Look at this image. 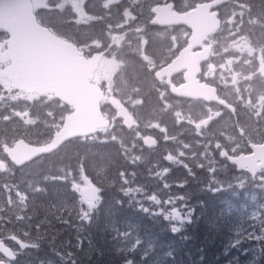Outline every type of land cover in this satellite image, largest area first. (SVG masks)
Instances as JSON below:
<instances>
[{"label":"rangeland","instance_id":"rangeland-1","mask_svg":"<svg viewBox=\"0 0 264 264\" xmlns=\"http://www.w3.org/2000/svg\"><path fill=\"white\" fill-rule=\"evenodd\" d=\"M172 1L183 10L193 8L196 5L193 0H65L57 7L60 14H63L64 16L66 15L68 18H73L75 26H82L85 29L83 35L86 38H91L89 41H93L91 42V47H93L94 50L103 49V51H105L106 49L111 48L110 44L113 37L122 33L120 30L123 28L136 33L138 39L135 43H123V40L117 41L116 45L113 47L117 52L114 54L106 52L102 59L100 80L108 87L113 73L124 75L115 85L111 86V90H113V94L117 98H126L127 104L138 112L146 126H152L154 121L159 122L161 125L167 124L155 119V115L161 114L162 111L167 108L168 104H170L166 92L167 90L163 87L154 85L155 80L154 75H152V70L155 72L159 69L163 72L167 71V67L165 66L167 60H172L175 57L173 53L179 51V48L183 46L187 40L186 33L183 29L165 30L164 32H159L158 29L150 31L154 17L149 8H152L156 4L165 5ZM79 2H81V5L76 7L75 3L78 5ZM35 3L38 10H47L48 8L47 0H36ZM70 4L74 6V8L69 10L67 8ZM97 12L102 16L100 19L90 17V13ZM223 17L226 23V28L223 33L225 41H221L225 43V45L223 44L224 51L221 55L225 56L224 65L226 67H236V65L239 64V66L243 67L242 69L246 67L252 69L251 62H255L256 60L254 57V48H256L254 44L255 42L259 47L257 51L264 53V33L256 34L260 25L254 19L252 6H249L248 4L242 5L234 0V4L224 8ZM91 19L96 21H90ZM248 23L249 25L246 27ZM96 31H99L102 34V40L96 38V35L98 34ZM216 41L218 42V39H216ZM135 49H138L140 52V63L142 66L137 70H135L134 67L126 69L124 66L127 65L124 60L125 56H132L131 53H133ZM94 50L91 49L92 52H94ZM156 56L159 60L155 62L154 58ZM147 57L149 60H153H151L152 64L147 60ZM244 61L246 64H243ZM125 70H127L128 73H125ZM246 86V90L247 88L251 89L250 95L253 96H251V99L247 98V96H243V99H249V101L241 100L239 102L241 108L244 109V112L246 113V115L243 114L242 121V125L245 129L250 120L258 115H261L262 117L264 116V107L259 102L255 101V103H253L254 96L260 98L261 95H264V87H260L259 83L255 81H251V83L248 85L246 84ZM10 91L8 85H5L2 88V99L0 101H5L7 98L12 99L16 104L22 100L26 102V104H29L33 100V98H26L21 95L10 93ZM179 107L180 109L178 110H173V108L170 110V108H168L170 110L168 112L174 114L178 119H181L183 116L181 111H184V113H186L185 115L192 112L196 115H202L206 113L207 110L201 105H194L192 108L185 105ZM257 113L259 114L257 115ZM55 117L56 114L54 112V115L47 124H50L51 121L54 123ZM47 124H45V127ZM167 127L168 125L166 128ZM250 131L255 134L253 130L250 129ZM161 133L162 132H160V134ZM161 135L169 136L168 134ZM138 136V134L135 135V137ZM181 136L184 138V135ZM175 137L179 138V134L176 133ZM168 138H171V136ZM141 141L142 139L139 140V143H141ZM200 148L197 150H200ZM126 149H128V146H126ZM170 150H172V148ZM178 150L179 148L174 151V154L179 156V160L175 161L179 162L177 166H184L183 163L180 162L182 158L189 160V162L198 161L199 163H205L208 165V154L205 150L196 153L194 152L193 154L190 153L188 157H183L182 153ZM200 170L201 172H198L199 176L207 179L213 178V176H211L212 173L208 168H200ZM33 171L39 172L40 170L34 169ZM70 179H73L75 194L80 197V207L78 204L77 208L72 209V214L71 211H67L66 217H63V219L60 220V224L54 219L56 228L61 225L59 226V228H61L60 231L57 229L58 233L52 231L56 236L53 235V233H50L48 228L41 230L39 226L41 223H44L41 221V223H37L35 228H30L27 229L28 232H23L26 233L24 237L29 239L28 246H30L28 250L26 249V251L23 252V259L25 262L29 264H53L50 263V261L56 259L60 261L62 259L75 260V251L72 249L73 245L69 241V237L67 236L62 243L60 242V237L63 236L65 228L69 226V216H73L71 222L74 224L83 223V221H86L91 214L96 212L102 206L101 204L103 203L104 198L102 199L101 197V200H96L95 206L90 208L89 202L84 200L81 191L86 186L92 185V181L87 177L86 173L82 172V170H79L77 178L70 175ZM100 186L104 187V195L106 198H109L111 192L106 188L107 184L104 180L101 181ZM259 187L261 190L258 193V203L257 208L255 209L258 211V214H249V209L246 211L241 210L242 212L240 214H232V220L229 218L230 215H222L221 217H216L219 224L214 223L212 225L209 222V224L205 226L206 228L204 229V232L209 233L208 231L210 229L218 231L220 225L222 231L217 234V239L220 241L226 240L230 245L229 255L226 261L222 264H264V213L261 212L264 210V208H262L264 205L262 198H260V195L264 193V187ZM121 192L129 196L132 203L145 214H151L154 212V208L151 206V204H153L151 202L152 196L146 194L142 196L141 189L138 187H131L129 181H125L124 185L121 186ZM188 194L187 198L190 197ZM186 199L183 204L188 203ZM189 214V212L181 214L178 217L179 219L176 220L172 219L171 214L155 215L164 218L162 220L166 223V227L176 233H180L185 228L194 225L199 216H201V214H192L194 217L193 223L189 219ZM32 216L37 220L41 219V214H32ZM117 226L118 225L116 224L114 230L117 229ZM195 229L196 228H193V231ZM39 232H42L43 238L39 235ZM82 232L83 231H81L80 234H82ZM73 236L74 233L72 234V238ZM144 236L145 235H143L139 228H131L130 231L125 230L116 232V234L112 236V240H108V243L111 244V241L115 242L117 247L122 248L128 254L131 252L133 255L139 253L138 255H135L137 256L135 257L136 260H133V257H131L129 260L131 263L165 264L156 251L157 244L155 240L152 241L151 238H148L149 242H146ZM99 237H102L101 239L104 241L102 235ZM41 244H44L45 246H41ZM89 246L90 250L88 254L99 256L97 252H94L93 249H91L93 247L91 246V243H89ZM76 250L78 255L83 253L78 246H76ZM107 252L109 251H106L105 254ZM110 252L113 253L114 251ZM111 253H109L110 257L112 255ZM102 259L103 258L99 259V261ZM39 260L41 261L40 263ZM43 260H45V262H43ZM106 263L113 264L112 261H106L104 258L101 264Z\"/></svg>","mask_w":264,"mask_h":264},{"label":"flooded vegetation","instance_id":"flooded-vegetation-1","mask_svg":"<svg viewBox=\"0 0 264 264\" xmlns=\"http://www.w3.org/2000/svg\"><path fill=\"white\" fill-rule=\"evenodd\" d=\"M153 29L157 30L159 28L151 25L150 31ZM168 30L174 29L168 28ZM130 32L124 28L122 30L121 37L126 35L125 43H135L137 39L136 33L129 34ZM179 53L178 51L174 52L175 57L172 60L178 57ZM131 55L136 57L137 52H133ZM251 64L252 69L247 67L242 69L243 67L241 66L226 67L222 58L217 56L215 52L212 53L208 63L203 65L204 71H202L199 79L202 84L217 89V95L223 104L173 98L171 101L175 110L180 109L179 106L183 105L191 108L194 105H201L207 109L206 113L196 115L192 112L185 115L186 113L181 111L183 116L178 119L174 114L168 112L172 106L168 104L161 114L155 115V118L161 122L172 123L171 127L177 130L179 139L175 143L171 140H165L161 134H165L166 131H161L162 133L159 134L155 125L154 131L147 134L148 138L152 140L147 138L145 140L157 141V146L155 148H145L148 152L160 154L170 159L174 158V151L178 148V151L186 157L190 153L193 154L203 150L208 154V165L187 161L179 169L173 168L174 165L172 163L160 165L158 169L160 173L163 166H170V169H166L163 174L175 177L180 190H185L182 191L184 200L190 191L188 194L190 197L186 199L187 201L204 202L201 206L190 209L185 205H178L173 199H171L172 202L166 201V204H171L172 209L178 210L179 214H186V212L190 214H240L247 209L250 211L249 214H258L255 209L258 203V193L261 190L259 186L264 187V169L257 173V168L245 167L241 171V168L233 165L231 161V159L241 157L251 158L254 155L255 159H257L260 157L258 155L259 149L264 147V116L262 117L257 113L258 116L253 118L248 115L253 119L250 120L246 129L242 125L243 114L246 115V113L239 102L241 100L249 101V99H243V96H247L250 99L253 96L250 95L251 89L247 88L246 90V84L248 85L251 81H255L259 83L260 87H264V77L258 72L256 62L252 61ZM156 72L152 70L155 80L154 85L165 88L169 99L171 98L169 93L171 85L180 86L185 83V76L182 74L169 81L168 79L158 80ZM253 101V103L255 101L259 102L264 107V95H261L260 98L254 96ZM167 132L176 134L170 131ZM181 135H184V138ZM171 148L172 150L170 151ZM198 148L200 150H197ZM260 162L262 161L260 160ZM200 168H208L213 178L207 179L199 176ZM147 172L150 174L151 170L148 169ZM159 173L156 176H151L155 180L153 184L155 187L162 185L167 180L162 176L160 177ZM159 198L163 199L165 196L161 195ZM260 198H262L264 205V193L260 195ZM261 212L264 213V210ZM19 254V260L15 264H21L22 255L21 253ZM101 262L94 259L73 260L74 264H101Z\"/></svg>","mask_w":264,"mask_h":264},{"label":"water","instance_id":"water-1","mask_svg":"<svg viewBox=\"0 0 264 264\" xmlns=\"http://www.w3.org/2000/svg\"><path fill=\"white\" fill-rule=\"evenodd\" d=\"M227 3L229 0H214L213 3L199 5L184 15L174 12V5L158 7L153 13L157 15L161 25L190 28L193 33L190 45L198 48L220 28L218 13L212 14V11ZM33 11L32 0H0V30L9 35L5 53L0 44V64L12 62L4 71L0 69V82L7 78L15 89L41 96L55 93L63 102L74 106L76 113L68 119L65 129L56 137L51 148L35 151L27 158L22 145L16 151L7 149L6 154L17 165L51 153L67 140L92 135L98 128L107 126L100 113L103 96L100 89L91 84L99 66V58L85 59L72 43L59 39L41 27ZM188 53L189 50L186 54ZM176 63L182 71L191 68L185 63L184 55ZM189 73L188 85L175 90L174 94L212 101L214 94L198 87L195 83L196 75L192 71ZM121 109L119 107L120 117L126 119ZM84 195L88 198L94 196L89 189L84 191ZM0 253L11 261L15 260L10 250L1 242Z\"/></svg>","mask_w":264,"mask_h":264},{"label":"trees","instance_id":"trees-1","mask_svg":"<svg viewBox=\"0 0 264 264\" xmlns=\"http://www.w3.org/2000/svg\"><path fill=\"white\" fill-rule=\"evenodd\" d=\"M259 1L261 0H242L245 4L253 3L254 5L258 4ZM262 13L264 14V11H262ZM262 29H264V27L257 30L256 34H262ZM4 37V34H0V39H5ZM86 45H89V43ZM4 113V105L0 103V118L5 119L3 116ZM4 124L5 123L0 121V157L2 155L1 143L5 134ZM103 143L104 142H98L97 146L90 150L84 145H81V150L78 149V147L77 149L71 147L64 151L63 156H58L54 165L50 169L40 171L34 175L26 174L23 177H20V173H18L17 177L12 176L10 169L3 168L4 166L2 165L5 162L2 160L0 163V238L11 231L13 234L20 232L26 223L25 220H33L36 222L37 220L33 218L32 214H41V216L44 214L45 217L40 221L45 222L50 232L54 231V233H58L57 229L60 231L61 228H59V226L61 225L56 228L55 220L60 224L61 209L54 207L53 203L57 200H65L68 194V189L63 187L65 189L64 193L61 188L56 189V184L45 188L49 175L52 177L60 171L75 173V170L69 169V166L73 165L74 162H79V158H81V163H85L86 165L88 163H93L92 155H97L98 152L104 153L105 156L108 155V153L110 154V147ZM7 173H10V175H7ZM117 207L118 204H115V209H117ZM111 215L113 223L117 222L116 216H120L123 219L122 224L118 221V227L135 226L141 229H146L144 232L152 233L147 235L151 237L152 241L156 240V251L165 264H201L199 253L203 250L205 254H209L211 259L215 256H217L216 258L219 257L217 250L220 240L217 239V234L222 231L220 230L221 226H219L218 231L210 229L208 231L209 233L204 232L205 225L202 220V215L199 216V222L197 223L198 227L194 231L191 228H186L184 233L177 236L168 228L157 227L155 220L150 219L138 211L133 210L132 214H122V212L113 211V214ZM222 215L224 214H207L206 218L213 222L216 221V217H221ZM125 218H128L129 222H127ZM9 221H11V225L13 226L11 231L9 230ZM31 226L34 228L37 226V223H33ZM31 226H29V228H31ZM94 226L96 227L95 232H97L98 235L103 230L102 228H110V224L106 222H96L94 223ZM65 229L69 230L72 228L67 226ZM69 232L70 231L64 232V235L60 238V242H63L65 237H70ZM54 233L53 235H55ZM71 233L73 234V230ZM184 235L186 240L184 239ZM157 237H161L160 240L157 239ZM102 244L103 242L98 241L101 250L104 252L108 251L109 247L102 248ZM172 244H176V246L174 248H169L168 246ZM109 253H111L110 250L105 254V259L110 258L113 264H121L123 259L122 255H117L114 251L111 253V257H113L111 258ZM218 259H220V257Z\"/></svg>","mask_w":264,"mask_h":264},{"label":"bare ground","instance_id":"bare-ground-1","mask_svg":"<svg viewBox=\"0 0 264 264\" xmlns=\"http://www.w3.org/2000/svg\"><path fill=\"white\" fill-rule=\"evenodd\" d=\"M33 13H34V16H35V18L37 19V20H39V21H43V22H49V23H51L52 25H54L55 27H57V28H59V29H63V30H68V27L72 24V22H74V20H73V18H68V17H66V15L65 16H63V17H59V16H56V17H51L49 20L42 14V13H40V12H38V11H33ZM158 25H161V23H160V21H158V22H156ZM162 26H165V25H162ZM177 28V27H176ZM194 63L195 64H198L199 65V67L201 68V70H198L197 68H195V66H194ZM192 62L191 64H190V67L191 68H189L188 70H187V74L189 75V74H191V73H189V71H192V72H194V74L196 75V76H200L201 75V73H202V71H204L203 70V66L199 63V62H197L196 60H195V62ZM166 67H167V69H169L170 71H176L178 74H182V75H184L185 77H186V75L182 72V70L179 68V66H178V64L175 62V61H173V60H167V62H166V65H165ZM200 81V80H199ZM113 153H110L109 155H112ZM0 159H2V155H1V157H0ZM133 213V210H128V212H127V214H132ZM117 217V221H123V219L120 217V216H116ZM110 218V217H109ZM124 218V217H123ZM125 220L127 221V222H129V220H128V218H125ZM72 223V225L74 224L73 222H71ZM67 231H70L69 232V234H70V236H71V231H72V229H69V230H66L65 229V232H67ZM219 248H221V250L220 251H218L217 253H218V255L219 256H224L225 255V251H224V249H223V247L222 246H220L219 245Z\"/></svg>","mask_w":264,"mask_h":264},{"label":"snow or ice","instance_id":"snow-or-ice-1","mask_svg":"<svg viewBox=\"0 0 264 264\" xmlns=\"http://www.w3.org/2000/svg\"><path fill=\"white\" fill-rule=\"evenodd\" d=\"M98 199L96 196H91L89 197V207H94L95 206V201ZM179 213H176L178 215Z\"/></svg>","mask_w":264,"mask_h":264}]
</instances>
